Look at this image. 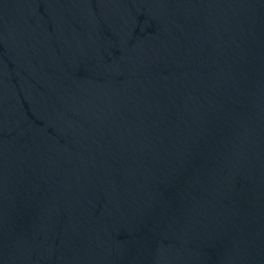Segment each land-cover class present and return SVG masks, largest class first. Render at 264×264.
<instances>
[{
    "label": "water",
    "instance_id": "obj_1",
    "mask_svg": "<svg viewBox=\"0 0 264 264\" xmlns=\"http://www.w3.org/2000/svg\"><path fill=\"white\" fill-rule=\"evenodd\" d=\"M0 264H264V0H0Z\"/></svg>",
    "mask_w": 264,
    "mask_h": 264
}]
</instances>
